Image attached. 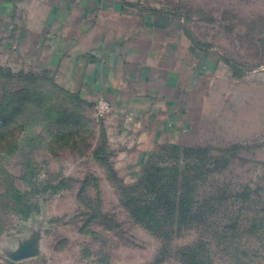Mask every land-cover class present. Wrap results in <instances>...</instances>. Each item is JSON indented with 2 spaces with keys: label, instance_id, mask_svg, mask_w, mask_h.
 Listing matches in <instances>:
<instances>
[{
  "label": "rangeland",
  "instance_id": "374dc122",
  "mask_svg": "<svg viewBox=\"0 0 264 264\" xmlns=\"http://www.w3.org/2000/svg\"><path fill=\"white\" fill-rule=\"evenodd\" d=\"M130 1L132 14H176L184 91L166 106L176 129L167 109L162 142L151 145L141 117L124 143L110 102L72 92L59 70L0 62V264H264V0ZM138 133L147 148L135 147ZM178 144L226 154L229 166L212 215L198 207L165 237L131 217L123 188ZM32 235L39 254L11 262Z\"/></svg>",
  "mask_w": 264,
  "mask_h": 264
},
{
  "label": "crops",
  "instance_id": "0c3cea01",
  "mask_svg": "<svg viewBox=\"0 0 264 264\" xmlns=\"http://www.w3.org/2000/svg\"><path fill=\"white\" fill-rule=\"evenodd\" d=\"M129 2L0 0V62L14 56L33 69L59 70L72 92L110 102L107 120L124 143L135 139L142 117L143 135H150L155 145L162 142L167 114L176 129L179 113L166 106L168 100H181L178 95L184 91L183 64L173 61L177 31L170 25L176 21L170 15L129 13L134 7ZM140 140L135 147L147 148ZM143 154L131 164L133 172L141 167Z\"/></svg>",
  "mask_w": 264,
  "mask_h": 264
},
{
  "label": "trees",
  "instance_id": "16d2710c",
  "mask_svg": "<svg viewBox=\"0 0 264 264\" xmlns=\"http://www.w3.org/2000/svg\"><path fill=\"white\" fill-rule=\"evenodd\" d=\"M164 15L176 16L168 11ZM167 147L170 154L156 161L151 154L137 181L124 186L122 201L131 217L154 233H164L165 237L171 225H182L198 218L194 217L199 214L198 207L210 205L208 214L212 215L211 208L219 204L213 201L221 195L217 181L223 182L229 166L226 161L220 163L226 154L219 157L210 149L180 144ZM197 196L201 204L196 201ZM24 214L27 216L29 211Z\"/></svg>",
  "mask_w": 264,
  "mask_h": 264
},
{
  "label": "water",
  "instance_id": "95a60500",
  "mask_svg": "<svg viewBox=\"0 0 264 264\" xmlns=\"http://www.w3.org/2000/svg\"><path fill=\"white\" fill-rule=\"evenodd\" d=\"M31 237V240L34 239L33 235ZM38 254L36 242L32 240L20 243L17 249L8 254V258L11 262L17 263L35 258Z\"/></svg>",
  "mask_w": 264,
  "mask_h": 264
},
{
  "label": "built area",
  "instance_id": "2783aa9c",
  "mask_svg": "<svg viewBox=\"0 0 264 264\" xmlns=\"http://www.w3.org/2000/svg\"><path fill=\"white\" fill-rule=\"evenodd\" d=\"M95 112H96V117L102 119L109 114L110 106L106 101L100 100L97 102Z\"/></svg>",
  "mask_w": 264,
  "mask_h": 264
}]
</instances>
